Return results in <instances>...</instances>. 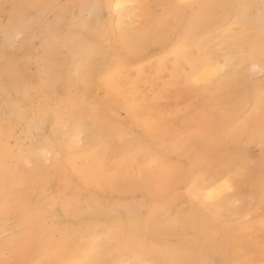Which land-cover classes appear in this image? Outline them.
Returning <instances> with one entry per match:
<instances>
[{"label":"snow or ice","instance_id":"obj_1","mask_svg":"<svg viewBox=\"0 0 264 264\" xmlns=\"http://www.w3.org/2000/svg\"><path fill=\"white\" fill-rule=\"evenodd\" d=\"M3 9L0 264H264V0Z\"/></svg>","mask_w":264,"mask_h":264},{"label":"bare ground","instance_id":"obj_2","mask_svg":"<svg viewBox=\"0 0 264 264\" xmlns=\"http://www.w3.org/2000/svg\"><path fill=\"white\" fill-rule=\"evenodd\" d=\"M51 2V0H0V46L3 44V38H2V26L6 22V17L3 9L4 4L9 5H24L28 3H46ZM68 3H78L81 2V0H66ZM142 2H150V3H165L169 2V0H142ZM199 2L202 3H215L218 2V0H199ZM10 12H13L16 15H20L23 12V9L16 8V9H9ZM39 47V45H37ZM0 60H2V56H0ZM168 95L164 99H162L159 103V111L162 113L165 117H167L169 114H172L173 116V123L176 128H179L182 126L183 120L186 117L187 113L185 111V108L188 104L191 103V101L183 94H171L170 95V101H167ZM114 119H119V115H115L113 117ZM212 148V145H204L203 150L204 151H210ZM250 153L252 156L257 157L259 156V148L253 147L250 149ZM47 183L52 185L54 190H66L69 185L65 184L61 177L57 174H53L50 176L47 180ZM38 195H43V192H38ZM117 195H131L130 193H123V194H117ZM101 198L107 202L112 196L113 193H101ZM234 243V241H230L227 236H221L219 238V241L216 246L210 248L209 254L212 259L216 260L218 264H225V262L228 259H231L232 257L229 255V244Z\"/></svg>","mask_w":264,"mask_h":264},{"label":"rangeland","instance_id":"obj_3","mask_svg":"<svg viewBox=\"0 0 264 264\" xmlns=\"http://www.w3.org/2000/svg\"><path fill=\"white\" fill-rule=\"evenodd\" d=\"M167 101H170V95H168Z\"/></svg>","mask_w":264,"mask_h":264}]
</instances>
